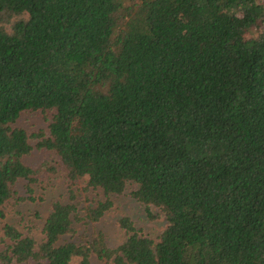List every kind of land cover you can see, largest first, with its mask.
<instances>
[{
  "label": "trees",
  "instance_id": "1",
  "mask_svg": "<svg viewBox=\"0 0 264 264\" xmlns=\"http://www.w3.org/2000/svg\"><path fill=\"white\" fill-rule=\"evenodd\" d=\"M24 112L52 114L48 133L15 127ZM31 140L70 202L41 242L5 224L0 264H264V0H0V224L41 174ZM129 185L165 217L157 239L123 218L116 248L72 241Z\"/></svg>",
  "mask_w": 264,
  "mask_h": 264
},
{
  "label": "rangeland",
  "instance_id": "2",
  "mask_svg": "<svg viewBox=\"0 0 264 264\" xmlns=\"http://www.w3.org/2000/svg\"><path fill=\"white\" fill-rule=\"evenodd\" d=\"M17 18H12V22ZM250 35H246L249 38ZM52 119V114L42 112H24L15 127L24 129L28 134L33 135L41 131L48 133V127ZM34 146L32 154L25 158V163L33 169H41L37 184L32 186V192L27 189V182L21 180L13 188L14 196L6 206L7 217L0 224V239L3 236L5 224H10L18 228L24 234L31 229V236L38 242L44 238L43 227L47 219L51 205L54 202L67 204L70 202V181L67 177L66 169L60 165L53 154L47 150H40L36 147L37 141L31 140ZM81 188V184L78 185ZM137 185H129L124 194L111 195L113 208L98 223H76L77 235L72 241L92 243L99 234H103L105 242L111 248H116L125 240V234L120 227V220L130 218L137 228L149 238L157 239L166 229L167 221L165 217L154 209L153 213L159 217L150 220L144 211L143 206L137 202L131 193L137 190ZM19 199H24L19 200ZM84 199L88 200V204ZM103 193L80 192V208L94 206L98 200H104ZM67 240H71L67 237ZM4 247L1 244L0 248ZM91 264H108L98 261L96 256L92 257Z\"/></svg>",
  "mask_w": 264,
  "mask_h": 264
}]
</instances>
